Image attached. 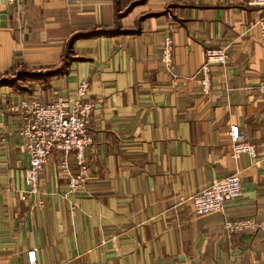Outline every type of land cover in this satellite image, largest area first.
Here are the masks:
<instances>
[{"label": "crops", "instance_id": "1", "mask_svg": "<svg viewBox=\"0 0 264 264\" xmlns=\"http://www.w3.org/2000/svg\"><path fill=\"white\" fill-rule=\"evenodd\" d=\"M251 1L0 0V79L22 74L0 85V264H29L30 248L35 264H264V231L223 228L224 218H264L263 9ZM166 35L174 76L159 59ZM207 47H224L227 62L203 91ZM83 78L95 101L90 178L65 192L58 164L66 159L69 175L77 167L52 151L39 173L43 204L21 199L27 115L11 105L48 101ZM229 123L255 157L231 156ZM233 172L241 194L223 213L195 215L191 195Z\"/></svg>", "mask_w": 264, "mask_h": 264}, {"label": "built area", "instance_id": "2", "mask_svg": "<svg viewBox=\"0 0 264 264\" xmlns=\"http://www.w3.org/2000/svg\"><path fill=\"white\" fill-rule=\"evenodd\" d=\"M5 1L13 3L16 0ZM251 2L263 9L254 24L264 39V0ZM172 52V39L166 35L160 43L159 59L165 71L174 76ZM226 62L227 53L224 47L205 49L204 61L196 71L203 91H208L210 88L213 65L223 66ZM256 88L260 93H264V77L256 83ZM88 91L89 82L83 78L69 93H58L48 101H42L37 97L19 98L11 105L12 111L27 115L21 134L23 146L28 154V164L23 169L28 188L20 193L21 199L33 196L34 203L39 206L43 204L39 196V173L52 151L72 154L77 167L76 173L69 175L68 161L62 159L58 164V169L68 174L65 192L77 193L90 178L86 149L91 144L92 138L87 128L95 108V101L89 97ZM227 134L233 158H237L241 153L251 157L256 156L255 146L245 139L236 123H229ZM240 194V177L238 173L233 172L214 179L209 185L191 195L190 200L195 215H207L225 212L227 203L234 201ZM179 200L183 201L185 197L179 196ZM223 228L228 235L242 231H264V218L260 220L254 217L224 218ZM262 244L264 245V236ZM26 257L29 264H35V249H28Z\"/></svg>", "mask_w": 264, "mask_h": 264}, {"label": "trees", "instance_id": "3", "mask_svg": "<svg viewBox=\"0 0 264 264\" xmlns=\"http://www.w3.org/2000/svg\"><path fill=\"white\" fill-rule=\"evenodd\" d=\"M107 32V30L106 29H101V30H98V31H95V33H99V34H102V33H106ZM94 34V33H93ZM77 36H79V35H74V36H72L71 37V39H70V41H73L74 40V38L75 37H77ZM66 61H65V64L63 65V67L66 65ZM63 67H62V69H63ZM60 69V68H59ZM59 69L57 70V72L59 71ZM50 72H52V71H45V72H32V73H28L29 74V76H31V77H34V78H38V77H41L42 75H45V74H52V73H50ZM18 75H20L19 73H18ZM22 75V74H21ZM20 75V76H21ZM1 81H3V82H8V78H2V79H0ZM10 81V80H9ZM11 82V81H10ZM9 82V83H10Z\"/></svg>", "mask_w": 264, "mask_h": 264}, {"label": "rangeland", "instance_id": "4", "mask_svg": "<svg viewBox=\"0 0 264 264\" xmlns=\"http://www.w3.org/2000/svg\"><path fill=\"white\" fill-rule=\"evenodd\" d=\"M5 78H8L11 82L9 80H8V82H3L0 80V85H12V84H15L18 81H20V79H19L20 75H18V74L14 75V76H7Z\"/></svg>", "mask_w": 264, "mask_h": 264}]
</instances>
